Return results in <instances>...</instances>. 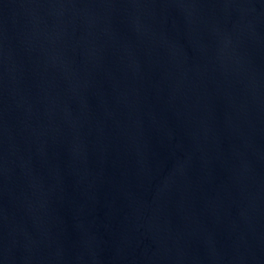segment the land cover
Instances as JSON below:
<instances>
[{"label": "water", "instance_id": "obj_1", "mask_svg": "<svg viewBox=\"0 0 264 264\" xmlns=\"http://www.w3.org/2000/svg\"><path fill=\"white\" fill-rule=\"evenodd\" d=\"M0 264H264V0H0Z\"/></svg>", "mask_w": 264, "mask_h": 264}]
</instances>
